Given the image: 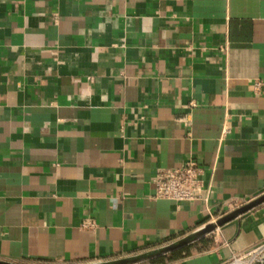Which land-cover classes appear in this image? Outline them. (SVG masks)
<instances>
[{
  "label": "crops",
  "instance_id": "crops-1",
  "mask_svg": "<svg viewBox=\"0 0 264 264\" xmlns=\"http://www.w3.org/2000/svg\"><path fill=\"white\" fill-rule=\"evenodd\" d=\"M257 81L264 0H0V261L133 257L263 196ZM190 160L208 201L157 199V170ZM263 240L264 204L139 264Z\"/></svg>",
  "mask_w": 264,
  "mask_h": 264
},
{
  "label": "built area",
  "instance_id": "built-area-1",
  "mask_svg": "<svg viewBox=\"0 0 264 264\" xmlns=\"http://www.w3.org/2000/svg\"><path fill=\"white\" fill-rule=\"evenodd\" d=\"M264 83L257 81L254 91L260 94ZM204 171L194 160H190L180 167L162 168L157 170L153 179L156 188V198L178 203L205 201L209 199L210 191L205 187ZM236 202L229 207L235 209ZM94 222L86 219L84 228H93ZM219 264H264V240L253 247L234 253L230 258Z\"/></svg>",
  "mask_w": 264,
  "mask_h": 264
},
{
  "label": "water",
  "instance_id": "water-1",
  "mask_svg": "<svg viewBox=\"0 0 264 264\" xmlns=\"http://www.w3.org/2000/svg\"><path fill=\"white\" fill-rule=\"evenodd\" d=\"M264 204V195L247 203L246 205L230 212L223 218L219 219L216 223L210 224L202 229H199L195 231L194 233L188 235L187 237L174 242L172 244L166 245L164 247L155 249L153 251L143 253L141 255L133 256V257H127L123 259H117L113 261H107V262H99V263H90V264H139L160 256L167 255L169 253H172L175 250L181 249L199 239L207 235L208 233L212 232L218 227H222L223 225L233 221L236 218L241 217L242 215L250 212L251 210L257 208L258 206ZM0 264H21V263H12V262H6V261H0Z\"/></svg>",
  "mask_w": 264,
  "mask_h": 264
}]
</instances>
